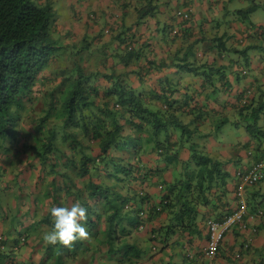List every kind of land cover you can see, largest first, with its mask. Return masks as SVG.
Masks as SVG:
<instances>
[{"label":"trees","instance_id":"trees-1","mask_svg":"<svg viewBox=\"0 0 264 264\" xmlns=\"http://www.w3.org/2000/svg\"><path fill=\"white\" fill-rule=\"evenodd\" d=\"M37 1L0 0L1 189L9 190L13 182L18 185L15 181L17 176L24 177L26 170L21 169L17 176L11 175V181L7 179L5 182L3 176L8 171L6 162L9 154L13 151L18 154L19 149L23 153L28 151L31 158L25 164L27 173L42 179V182L33 180L34 187L36 191L40 189L48 203L47 212L39 216V223L50 230L53 205L71 206L79 200L88 210L84 223L90 238L75 242L71 248L59 247L81 253L82 259L87 252L91 253L93 258L89 264H94V260L100 264L95 258L98 252L113 263L123 262L128 255L139 259L138 241L129 240V237L139 222L138 211L148 206V222L157 221L162 213L168 217L166 223H158L148 230L149 248L155 247L158 253L178 230L191 234L196 227L197 203L207 205V196L212 195L210 191H224L227 184L228 176L221 172L224 165L203 152L193 150L191 145L193 138L199 139L195 136L198 127L208 119L207 109L213 118L217 117L211 122L217 132L228 124L227 119L217 116L208 105L201 106L197 102L189 105L191 99H177L175 94L180 92L179 82L164 91L163 84L168 83V77L158 82L159 92L152 86L147 89L144 86L146 77L171 68L187 71L192 78L199 76L204 83L210 82L219 74V68L212 69V63L205 61L204 55L198 53L199 49L196 51L204 45L201 44L204 34L196 35L188 29L191 26L169 27L166 33L172 29L175 35L172 42L183 36L187 46L179 41L175 48L174 44L167 45V50L171 49L168 50V58L165 56L168 62L158 59L153 53L155 45L146 36L133 32L126 33L125 39L124 34L117 35L116 46L112 50L110 44L98 47L95 53L100 57L99 64L85 71L77 62L85 58L83 53L88 51L89 42L75 44V53L68 51L69 48L58 51L62 47L57 46L52 37L55 11L48 1L44 6H38ZM132 1L137 2L130 0L126 8ZM148 5V12H153L156 6ZM145 10L143 15L147 14ZM134 11L139 14L138 5ZM238 12L243 20L250 13ZM140 20L142 17L138 15V22ZM219 38L213 45L214 49L210 45L205 49L207 52L216 50L214 56L219 60H222V54L230 57L233 56L231 53H246L248 49L236 51L227 45L226 35ZM67 61L73 65H61ZM56 63L60 66L56 67ZM247 95V104L237 105L238 116L232 125L236 130H243L248 137L249 141L241 148H248L251 160L263 162L264 128L259 120L264 103L258 98L253 103L251 91ZM178 130L182 133L179 136L176 134ZM18 135L23 137L17 138ZM173 137L175 143L171 142ZM143 143L144 150L157 147L167 150L175 144L187 147L190 153L189 161L182 165L184 173L181 180L158 185V207L152 204L153 200L147 196L143 186L149 174L154 172L139 160ZM21 187L20 184L16 190L18 193ZM37 200L38 197L35 198L36 203ZM130 202L137 212L128 207ZM29 214L26 212L19 216V209L10 214L14 222L11 219L13 227L9 230L14 231L20 222L28 223L27 219V225L33 223ZM2 215L4 218L9 216L4 210ZM252 222L250 234L256 232L257 223ZM39 242L43 243V238H39ZM56 247L46 244V256L60 259L64 250L58 248L53 253ZM6 259L7 254L0 253V264H11Z\"/></svg>","mask_w":264,"mask_h":264},{"label":"crops","instance_id":"crops-1","mask_svg":"<svg viewBox=\"0 0 264 264\" xmlns=\"http://www.w3.org/2000/svg\"><path fill=\"white\" fill-rule=\"evenodd\" d=\"M52 1L59 0L48 2ZM248 1L250 3L248 8L235 6L234 0H137L136 3L132 1L129 8H126V5L130 0H61V3L57 5L50 3L55 11L52 26L64 41L70 37L71 41L79 45L82 43L80 41H85L87 36L93 37L96 34L99 39L91 42L97 50L99 44L105 42L115 47L117 35L124 34L123 37L127 39L126 33L135 32L143 37L146 36L149 42L151 41L155 45L153 53L158 59L166 62H168L167 58L170 54L168 50H171L170 48L167 50V45L174 44L173 48H175L176 42L179 41L184 43L183 46H187L185 40H182L183 36L177 37L173 43L171 39L175 35L171 32L172 29L169 33H166V30L169 27L181 25L179 18L176 19V17L186 11L187 6L190 5L193 8L192 22L183 26H187V28L191 26L192 28L188 29H192L196 35L204 34L201 37V44L204 45L197 48V52L199 49L198 53L204 55L205 61L212 63V69L219 68V74L210 79L212 83L208 81L204 83V80L199 76L192 78L187 71L171 68L146 77L144 86L145 89L152 86L159 92L158 82L168 77V83L163 84L164 91L179 82L177 86L180 92L175 94L177 99L184 101L191 99L189 105H194V102L202 104L201 106L207 107L208 105L210 109H214L217 116L227 119L228 124L222 131L217 132L211 124L212 120L214 121L217 117L213 118L212 112L207 109L209 111L208 119L198 127L195 133L196 137L206 140L208 143L202 148L204 154L217 160L221 156L218 160L220 162L234 163L231 166L230 174L228 173L231 180L228 179L225 190L217 189L211 196L208 195L207 205L197 203L196 227L191 234L178 230L168 245L163 250L161 249L162 251L154 254L148 251L147 233L135 231L131 233L129 240L133 238L132 241L135 239L138 241L139 259L138 257L137 259L130 258L128 255L123 262L113 263L112 260L101 257L98 252V256L94 257L99 259L100 264H264V220L256 224V232L250 234L253 222L246 218L255 209L264 208V178L256 186L247 189V211L243 227L235 226L225 233L219 254L215 259H207L201 252L207 241L206 220L209 218L220 220L234 209L236 206L234 200L235 172L246 170L253 162L248 156V148L246 150H244L246 146L244 149L241 148L249 141L248 137L243 130H236L232 125L237 120V105L246 96L245 93L252 92L253 103L257 101L256 98L264 103V23L262 25L254 21L242 23L246 19L241 18L242 14H237L240 10L251 13L259 6L264 7V0ZM148 4L156 6L153 12H148ZM137 5L139 14L134 11ZM145 8L147 9L145 10ZM144 10L147 11L146 15H143ZM250 13L247 15L248 19ZM138 15L142 17L139 22ZM71 17L73 18L71 19ZM106 35L108 36L107 40H105ZM223 35H226L227 45L237 46L242 50L247 47L248 51L246 50V53L238 52L235 54L236 56L230 57L222 54V60L217 59L214 56L216 50L207 52L205 49L209 45L214 49L213 45L217 44L219 37ZM203 51H205L204 54ZM249 65L255 70L253 76L250 75L247 68ZM117 68L121 67L118 65ZM241 69L244 73L240 71ZM178 79L180 81H177ZM259 122L260 126L264 128V110ZM176 134L178 135V133ZM171 142L175 143L176 139L171 138ZM144 147L143 143L139 152V160L141 159V164L153 169L154 172L152 175L149 174L148 179L150 180H145L143 186L147 196L153 200L152 203L158 202L160 194L158 185L181 180L184 173L182 165L189 161L190 153L186 150L187 147H179L175 144L167 150H163L161 147H157L155 150H144ZM216 148L221 151L217 152L219 156L214 154ZM3 210L7 212V215L11 214L7 207L3 206ZM167 220V215L162 213L157 221L149 222L148 226L152 228L158 223H166ZM0 227L8 239L13 237L12 230L3 227V224ZM10 243H13V240ZM44 246L45 244L38 245L36 242L27 244L19 249L17 255L24 264H89L93 258L91 253L87 252L88 254L83 259L80 257L81 253L55 259L46 256ZM237 253L240 254V257L235 260L234 255ZM94 264H97L96 260H94Z\"/></svg>","mask_w":264,"mask_h":264},{"label":"clouds","instance_id":"clouds-1","mask_svg":"<svg viewBox=\"0 0 264 264\" xmlns=\"http://www.w3.org/2000/svg\"><path fill=\"white\" fill-rule=\"evenodd\" d=\"M192 12H193V8L190 5H188L186 8V11L181 12L179 15H177L176 19L179 18L181 25H188L192 22ZM56 34L57 33L54 32V35H56ZM75 44H77V43H74L73 46ZM242 73H244V72L242 71ZM245 94H246V96L239 101L238 105H246L247 104L246 101L248 99L247 97H249V96L247 95V93H245ZM19 137L22 138L23 136L18 135L17 138H19ZM19 150H20V153L22 154V150L21 149H19ZM26 152H28V151H26ZM248 155H249V153H248ZM255 164H262V167L260 169L261 178L254 185L244 188V190H245V192H244V204H245V206H244L243 223H244V220H245L244 218L246 216V211H247V196H246L247 189L251 188L253 186H256L259 183V181L263 178L262 174H263V170H264V161L263 162H254L253 161L246 170L237 171L236 176H235V177H237L238 172H240L242 174H247L249 172L251 166L255 165ZM5 182H6V180H5ZM238 185H239V179L237 177V179H235V188H234V200H235L236 206L234 207V209H232V211L230 213L226 214L225 216L231 214L238 206V197H236V195H235ZM0 188H2L1 185H0ZM225 188H226V186H225ZM225 188L223 190H225ZM3 190H6V189H3ZM9 190H11V189H9ZM44 190H46L45 187H44ZM19 203H20V205L18 207L19 212H20L19 216L25 215L26 212H29L31 215V216L30 215L29 216L33 220V223H31L30 225H27L29 223V219H27L28 223L24 222V221L20 222V223L24 224L23 226H21L22 224H20V223L17 226H15L16 228L14 231L12 230V233H17V228L27 227L26 237L20 238L19 241H16L15 237L8 239L5 235L2 227H0V253L7 254L8 259H6V260L10 261L11 264H24L23 261L19 259V256L17 255V253L19 252V249L21 247H24L25 245H27L26 244L27 238H29L30 241H32V243L36 242L38 245H41V244L44 245L45 244V246H46V244H48V245H52V246H57L55 248V250L53 251V253H56L58 251V248L62 249L59 246L71 248L74 246L75 242L86 240V239L90 238V233L87 230L86 225L84 223L87 219L86 213L88 210L79 200H76L75 202H73L71 204V206H53L51 208V210H50V216H51L50 230L48 231L49 228L46 226L44 229L41 228V230H40L42 233V236L39 238H43V240H44L43 243L39 242V238H37V236H36L37 232L35 231V229H36L35 226L39 223L38 219H39V216H41V215H39L35 211L31 212L30 208H29V210L26 209V207H25V205H27L26 200L22 199L19 201ZM47 204H48L47 200L45 199V207L48 209ZM152 204H154V206L158 207L159 201L153 202ZM38 207H39V205H38ZM128 207H131L132 209H134L137 212L136 208L134 207V205L131 202L128 204ZM149 208L150 207L146 206L145 208L138 211L137 214H138L139 222H138L135 230H133V232H135V231L145 232L148 234V230L150 229L148 226V224H149V222H148ZM47 209H46V212H47ZM37 212H39V208L37 209ZM258 212H261L262 215L256 216ZM36 214L39 215V216H37V219H36ZM224 217H222L220 220H218L216 218L215 219L209 218L206 220L205 226L207 224V221H209L211 219L215 220V221H221ZM246 218L250 221H255L257 224L261 223L264 220V208L255 209L250 215H247ZM243 223H241V224H243ZM41 224L44 225L43 223H40L39 225H41ZM234 227H232L231 229H233ZM236 227H239V226H236ZM46 228H47V230H46ZM206 228H207V232H208V227L206 226ZM30 233L32 234L31 237H30ZM34 237L37 238L35 241L33 240ZM207 238H208V233H207ZM12 240H13V243H10ZM45 246H44V248H45ZM159 247H161V245H159ZM67 248H66V250L62 249V250H64V252H62L61 258L66 257L68 255H76L77 254V252L76 253L71 252V251L67 250ZM148 251L150 253H154V254L156 253L155 247H150L148 249ZM201 252H202V250H201ZM235 255H234V259H235ZM50 257L55 258L54 256H51V255H50Z\"/></svg>","mask_w":264,"mask_h":264},{"label":"rangeland","instance_id":"rangeland-1","mask_svg":"<svg viewBox=\"0 0 264 264\" xmlns=\"http://www.w3.org/2000/svg\"><path fill=\"white\" fill-rule=\"evenodd\" d=\"M46 1H50V0H38L35 3L38 6H44V5H46V3H48ZM50 3H52L53 5H57L58 3H61V0L54 1V2L52 1ZM233 3L237 7L245 6L246 8H248L250 6V3H249L248 0H246V1H243V0H241V1L238 0L237 1V0H234ZM239 9H241V8H239ZM240 11H244V10H240ZM238 13L239 12H237V14ZM72 18L73 17H71V19ZM248 21H254L257 24L262 25L264 23V7L263 6H259V7L256 8L255 11L251 12L250 15H249V19L246 18V21L245 22H248ZM71 22H73V21L71 20ZM52 37L56 41V45L62 47V48H59L58 51L61 52L62 50H65L66 48H69L68 51H71V52L75 53L74 52V48L75 47L73 46L74 42L70 40V37H68V40L67 41H64L63 38H62V36L61 35H58V34L54 35V33H53ZM91 37L90 36H87L85 38V41H80L82 43L89 42L88 51L87 52L85 51L83 53V56L85 58L83 60L79 61V62L76 61V58H72L73 61H76L81 67H83L85 69V71H87L91 67H96L99 64V58L100 57H98L97 54L95 53L96 46H94L93 43L91 42L93 40H98L99 39V36L95 34V35H93L94 38L92 37L93 39ZM107 39H108V36L106 35L105 36V40H107ZM99 45L100 46L101 45L107 46V45H109V43H106L105 42V43H102V44H99ZM67 46H69V47H67ZM233 47H234L233 49H236V51H238V50L241 49V48H239L237 46H233ZM109 48H111V50H112L113 47H109ZM196 51H197V49H196ZM235 54L234 53H231V55H235ZM61 65H65L66 67H71L73 65V63L71 64L70 61H67V63H62ZM58 66H60V64L57 65V63H56V67H58ZM247 68L249 70L250 75L253 76L255 74V70L252 69L250 67V65ZM179 134L181 135L182 133H181V131L178 130V136H179ZM193 139H195V140H191V143H192L191 145H192V147H194L193 150L202 152L203 151L202 150V147L207 143V141L206 140H203V139H197V138H193ZM93 147H95V146H93ZM122 147H120L119 149L121 150ZM214 150H215L214 151V154L216 156H219V154L217 155V152L220 153L221 152L220 149L216 148ZM18 154H16L13 151V152H11L9 154L8 159H7V157L5 158V162H6V159H7V162L6 163H7L8 171L3 176V179L5 178V180L8 179L9 181H11V179H12V176L11 175H13L14 177L17 176L18 172L22 171L21 169H23V170L26 169L25 172H24V177L21 178V177L17 176L18 179H19V181H18V179L15 180V181L18 182L19 184L16 185L15 182H13V184L10 187L11 190H3V189L0 188V221L3 224V227H5L7 229H11L13 227V226L11 227V225H12L11 219H13V217L10 216V215L8 217H6V218L3 217V215H2L3 206L7 207L8 212H11V214H12L14 211H16V210L19 209L18 208L19 201L23 199V200H26L27 201V205H25L26 209L29 210V208H30L31 209V212L32 211H35L39 215H43V214H45L46 209H47L45 207V197L41 194V191H39L40 189L38 191H36L37 188L34 187V182H33V180L36 181L37 179H39L42 182V179H40L39 177H34L32 174H28L27 173V168L28 167L25 166V164H26V161H29L30 160L31 155L28 152H26V153H23L22 152V154L21 153H18ZM22 156H23V159H21ZM220 157L221 156H219V158ZM219 158H218V160H219ZM220 164L221 165H224L221 168V170H222L221 172L222 173H225L228 176V178H227L226 181H228V179L231 180L230 175H228V173L230 174V170L232 169L231 166H233L234 163H231V162L226 161V162H220ZM27 174H28V176L25 177V175H27ZM235 176H236V172H235ZM20 184L22 185V187L19 189V193H20L19 194L18 192H16V190H18L17 188H18V186ZM41 187L44 188L43 185H41ZM210 192L211 193H214V192H216V190L214 192H212V191H210ZM36 197H38L37 203L35 202V198ZM5 201H7L8 203H4ZM54 202H55V200H54ZM37 204L39 205V207H38ZM117 205L120 206L119 202H118ZM38 208H39V212H37V209ZM39 215L36 214V219H37V216H39ZM13 222H14V219H13ZM39 224L40 223H38L35 226L36 227L35 231L37 232L36 233L37 238H39V237L42 236V233L40 231L41 228H43V229L45 228L44 225H42V224L39 225ZM26 232L27 231H26L25 227L19 228V229H17V233H13V237L16 238V241H19L20 238H22V237L25 238L26 237ZM31 236H32V234L30 233V237ZM37 238L34 237L33 240L35 241ZM30 242L32 243V241H30V239L27 238L26 244H29Z\"/></svg>","mask_w":264,"mask_h":264},{"label":"built area","instance_id":"built-area-1","mask_svg":"<svg viewBox=\"0 0 264 264\" xmlns=\"http://www.w3.org/2000/svg\"><path fill=\"white\" fill-rule=\"evenodd\" d=\"M262 164L252 165L247 174L237 173L239 185L236 189V197H238L237 208L229 215L225 216L221 221L209 220L206 226L208 227V238L205 246L202 249V254L207 259L215 258L219 244L223 241L224 235L234 226H242L244 217V188L254 185L260 178V169ZM262 213L258 212L256 216H261ZM243 227V226H242ZM240 256L237 254L235 258Z\"/></svg>","mask_w":264,"mask_h":264}]
</instances>
